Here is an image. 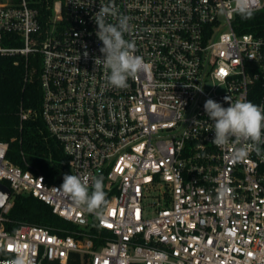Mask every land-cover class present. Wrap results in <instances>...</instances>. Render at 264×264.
Segmentation results:
<instances>
[{
  "label": "built area",
  "instance_id": "built-area-1",
  "mask_svg": "<svg viewBox=\"0 0 264 264\" xmlns=\"http://www.w3.org/2000/svg\"><path fill=\"white\" fill-rule=\"evenodd\" d=\"M35 0H0V56L40 57V116L73 175L102 178L107 214L76 207L37 167L0 142V264H264V139L212 143L204 103L264 106V35L243 33L233 0H114L126 40L149 67L128 87L108 84L94 21L109 0H54L43 24ZM254 12L264 0H248ZM227 97L228 100L225 98ZM32 112L19 109L20 128ZM221 192L223 194H221ZM16 196L32 197L72 229L10 225ZM75 260L73 259V262Z\"/></svg>",
  "mask_w": 264,
  "mask_h": 264
},
{
  "label": "trees",
  "instance_id": "trees-1",
  "mask_svg": "<svg viewBox=\"0 0 264 264\" xmlns=\"http://www.w3.org/2000/svg\"><path fill=\"white\" fill-rule=\"evenodd\" d=\"M40 21L44 24L52 13L54 0H35ZM239 27L243 33L264 35V10L252 13L249 18L238 14ZM40 57L20 55L0 56V142L8 144L7 159L22 165L21 153L27 163L37 167L48 183L62 184L63 176L71 174L68 158L60 144L52 138L40 116L42 93L39 83ZM32 112L20 128L19 109ZM10 225L30 224L57 229H72V225L54 215L47 205L32 197L16 196L8 215ZM67 235V232L59 233ZM73 259L75 260L73 262ZM80 256L72 254L69 264H80Z\"/></svg>",
  "mask_w": 264,
  "mask_h": 264
},
{
  "label": "clouds",
  "instance_id": "clouds-1",
  "mask_svg": "<svg viewBox=\"0 0 264 264\" xmlns=\"http://www.w3.org/2000/svg\"><path fill=\"white\" fill-rule=\"evenodd\" d=\"M114 0L100 6L95 14L94 21L98 27L97 36L102 41L100 52L103 63L108 70L107 82L116 88L128 87L130 77H135L148 70V63L144 58L135 53V44L124 37L128 28V17L123 16L116 24L106 22L108 15L115 14ZM232 12L238 13L242 18H249L252 10L248 0H233ZM226 100L227 97L225 98ZM207 117L213 122L214 138L212 143L224 148L233 141L239 143V147L231 153L235 160H242L248 156L250 149H258V143L264 139V106L254 104L246 99L230 101L225 107L222 103L208 99L204 103ZM89 177L73 174H65L59 192L67 194L73 204L88 212H95L99 217L107 214L106 193L102 178H94L92 191L89 192ZM221 194H223L221 192ZM8 264H33L30 256L24 252L18 253Z\"/></svg>",
  "mask_w": 264,
  "mask_h": 264
},
{
  "label": "water",
  "instance_id": "water-1",
  "mask_svg": "<svg viewBox=\"0 0 264 264\" xmlns=\"http://www.w3.org/2000/svg\"><path fill=\"white\" fill-rule=\"evenodd\" d=\"M11 197V191L4 183L0 182V207Z\"/></svg>",
  "mask_w": 264,
  "mask_h": 264
}]
</instances>
